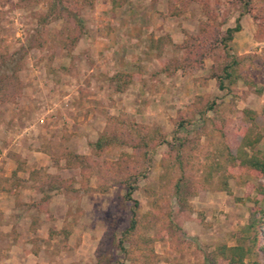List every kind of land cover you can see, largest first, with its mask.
<instances>
[{
  "label": "rangeland",
  "instance_id": "374dc122",
  "mask_svg": "<svg viewBox=\"0 0 264 264\" xmlns=\"http://www.w3.org/2000/svg\"><path fill=\"white\" fill-rule=\"evenodd\" d=\"M83 1L46 18L50 0H0V73L10 77L0 264H202L215 246L237 243L257 196L250 186L264 184L238 170L208 174L228 142L236 153L233 134L240 141L244 129L261 134L247 150L264 155V0ZM237 22L231 53L262 60L220 89L211 77L226 54L219 37ZM107 134L113 144L97 150ZM134 211L124 254L117 243ZM137 236L155 238L153 262ZM254 260L264 264V252L243 264Z\"/></svg>",
  "mask_w": 264,
  "mask_h": 264
},
{
  "label": "trees",
  "instance_id": "16d2710c",
  "mask_svg": "<svg viewBox=\"0 0 264 264\" xmlns=\"http://www.w3.org/2000/svg\"><path fill=\"white\" fill-rule=\"evenodd\" d=\"M64 1L65 0H50V14L46 16V18H50L51 14L62 12V10H65L66 12H68V14H70L69 8L65 5ZM92 1L93 0H84L83 2L91 5ZM123 2V0H114V5H121ZM61 16L62 14H57L56 16H54V18H59ZM77 24L81 26V29H83L84 24L81 18L77 21ZM241 29V24L237 22L236 26L227 28V30L224 33H221V36L219 37V43L226 50V54L222 61L213 66L211 77L217 79L220 89H225L227 87L225 85V81H228V83L232 85L235 84L240 78H242V74L240 73L241 67H244L248 63H250L251 65H257L256 60L258 61V63H261V56L254 54L239 56L231 53L228 42L232 41L235 33L241 31ZM180 68H182V66H180L179 64L167 65L165 67V70L167 72L170 71L171 73L172 71L178 70ZM9 79L10 77L8 76V74L0 73V104L6 98L7 83ZM119 88H121V86H119ZM210 108H212V106H210ZM244 115L250 120H253V118L251 117L252 112L246 110ZM250 132L251 128L240 131L238 134L241 136L240 141L236 140L237 134L234 133V140L231 143H233V145L235 146L236 153L233 154L231 152L230 142H228L227 145H224L223 149L220 150V152L217 154V158L215 161L216 163L212 166H209L208 174H211L213 170L221 171L222 174H226L228 173L227 170H229V174L227 175V177L229 178L234 175V170H238L240 173H247L249 176H253L256 178L264 176V155H262L259 151L253 150L252 153H250L249 150H247L248 148L254 149L255 145L261 139V134H257L253 138ZM143 141H145L144 138ZM112 144V137L107 134L101 136L100 139L93 145L97 150H102L106 145ZM222 158H225V162L221 161ZM227 177L226 181L223 182V186L221 189L230 194L231 188L228 185ZM126 184L128 188L126 198L133 200V193L137 188L136 178L130 177L126 180ZM248 184L251 185L250 180ZM250 187L256 191L257 196L253 199L254 206L251 209L247 223L240 228V233L237 237V243L235 245L220 244L215 246L212 251L205 254L202 264H243L246 259L258 255L259 252H264V242L262 243V241H264V184L258 183L256 185H251ZM182 189V185L177 184L178 196L183 194ZM134 203L135 207L139 206V203L137 201H135ZM138 226L139 218L137 216V212L134 211L130 226L122 232L121 237L119 238V241L117 243L118 249L121 250L124 254H129L131 252V247L127 248L126 244L130 243L133 240V237L136 235ZM154 240L155 238L146 236H137L136 238L137 245L142 244L147 247L148 261H150L151 259L155 260L157 258V255L155 254L153 248ZM135 244L132 243V245L134 246ZM153 260H151V262H153ZM130 261L131 263H133V258H131ZM107 262L104 264H107ZM98 264L103 263L100 262ZM110 264L114 263L110 262ZM253 264H260V262L258 260H254Z\"/></svg>",
  "mask_w": 264,
  "mask_h": 264
}]
</instances>
